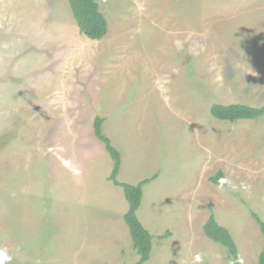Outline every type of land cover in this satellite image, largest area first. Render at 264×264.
I'll use <instances>...</instances> for the list:
<instances>
[{
    "label": "rangeland",
    "instance_id": "rangeland-1",
    "mask_svg": "<svg viewBox=\"0 0 264 264\" xmlns=\"http://www.w3.org/2000/svg\"><path fill=\"white\" fill-rule=\"evenodd\" d=\"M96 1L97 40L67 0H0V264L139 259L96 116L120 154L117 181L150 178L142 264H232L203 232L211 215L238 264H259L264 116L210 108L264 104V0Z\"/></svg>",
    "mask_w": 264,
    "mask_h": 264
},
{
    "label": "trees",
    "instance_id": "trees-1",
    "mask_svg": "<svg viewBox=\"0 0 264 264\" xmlns=\"http://www.w3.org/2000/svg\"><path fill=\"white\" fill-rule=\"evenodd\" d=\"M71 8L73 17L79 27L80 32L90 39H101L107 33V21L99 9L96 0H67ZM212 116L218 120L235 122L241 119H256L264 116V104L261 106H250L245 104H213L210 108ZM103 119L96 116L93 121V133L100 140L105 150L109 153L112 161V172L110 179L115 185L122 188L124 196L128 203V208L123 215V219L128 226L131 237L132 247L139 255V259L134 264H142L151 253L152 236L142 225L136 215L142 198V186L150 181V178L140 180L135 184L118 182L116 179L120 167V154L117 149L110 143L108 137L102 132ZM223 174L219 171L211 178L213 182L220 183ZM261 232L264 234V222L257 217ZM203 232L206 237L226 248L232 264H238L237 248L229 231L219 225L214 216L211 215L203 224ZM259 264H264V247L258 257Z\"/></svg>",
    "mask_w": 264,
    "mask_h": 264
}]
</instances>
